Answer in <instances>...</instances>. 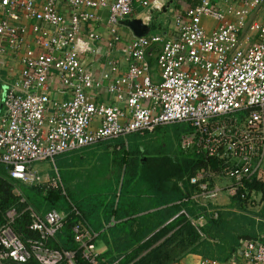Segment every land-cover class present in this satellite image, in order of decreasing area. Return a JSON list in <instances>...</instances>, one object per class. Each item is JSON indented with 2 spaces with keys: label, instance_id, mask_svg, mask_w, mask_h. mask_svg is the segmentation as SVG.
I'll list each match as a JSON object with an SVG mask.
<instances>
[{
  "label": "built area",
  "instance_id": "built-area-1",
  "mask_svg": "<svg viewBox=\"0 0 264 264\" xmlns=\"http://www.w3.org/2000/svg\"><path fill=\"white\" fill-rule=\"evenodd\" d=\"M135 1L148 5V0H0V57L11 54L22 66L17 79L1 85L0 166L21 202L25 198L17 183L64 193L55 166L57 156L174 123L191 128L183 136L184 145L191 144L192 151L217 162L216 172L208 166L189 179L197 187L191 199L200 205L216 202L222 194L237 195L244 181L261 167L264 22L249 20L248 14L264 0H243L242 6L223 9L211 0H198L174 16L172 38L161 33L133 37L127 47L125 75L107 85L114 102H97L92 89L98 84L83 65L82 54L99 35L81 36L82 28L98 9H106L108 22L115 25L132 13ZM152 46H158L157 78L146 61ZM109 65L105 78L117 69ZM42 161L53 163L52 174L34 167ZM217 176L232 183L218 186ZM27 209L28 228L40 237L24 241L12 227L18 214L8 209L0 225V264H26L31 258L39 264H78L76 252L88 264H97L98 233L75 207L72 212L77 220L71 231L76 250L48 245L68 213ZM237 252L241 264H264L262 242H245ZM201 264L222 262L203 258Z\"/></svg>",
  "mask_w": 264,
  "mask_h": 264
},
{
  "label": "trees",
  "instance_id": "trees-1",
  "mask_svg": "<svg viewBox=\"0 0 264 264\" xmlns=\"http://www.w3.org/2000/svg\"><path fill=\"white\" fill-rule=\"evenodd\" d=\"M109 141L114 144L111 149L105 147L107 155L101 159L105 168L98 169V183L97 180L72 183L62 178L64 193L58 188L17 184L25 198L21 202L20 195L14 192L13 181L0 166V225L6 221L5 212L14 208L18 215L13 230L24 241L39 239L40 235L28 228L31 218L27 207L41 214L52 209L66 212L69 216L65 224L48 240V245L76 250L71 231L77 220L73 206L98 233L95 244L100 240L106 245L98 253L97 264H173L188 253L225 262L245 242L264 244V160L257 172L244 181L238 194L230 197V206L224 209L212 202L200 205L191 199L197 187L190 184V177L208 166L217 170L215 160L181 148L170 153L164 142L156 147L123 138L100 143ZM62 163L59 162L62 168L70 165L66 161ZM83 183L88 184L89 191L84 192ZM243 193L244 198L240 196ZM256 194H260L262 205L249 210ZM99 217L103 218L102 222ZM199 217L205 223L197 228L192 219ZM109 223L112 225L108 226ZM75 254L78 264H88L79 252ZM26 264L39 263L31 258Z\"/></svg>",
  "mask_w": 264,
  "mask_h": 264
},
{
  "label": "crops",
  "instance_id": "crops-1",
  "mask_svg": "<svg viewBox=\"0 0 264 264\" xmlns=\"http://www.w3.org/2000/svg\"><path fill=\"white\" fill-rule=\"evenodd\" d=\"M211 1L215 6H220L222 9L226 8V6H242L243 4V0ZM196 3L197 0H148V5L144 7L139 3V1H135L133 4L132 13L130 15L122 17V19H120L115 25L108 22V13L106 9L96 10V17L84 24L81 32V36H85L87 32H95L99 35V39L97 41H90V50L85 51L82 54L83 65L91 72L93 79L98 84L92 89V96L94 100L109 105L114 102L113 96L107 90V85L114 77H122L123 75H125V72L127 70V47L133 37H136L137 35L161 33L166 37L172 38L175 35L174 16L184 13V10L188 5H194ZM248 15L249 20H258L259 22H264V2L259 4L257 8L251 10L250 14ZM207 26H210V28H212L213 23L209 22ZM247 27L248 25L240 35L241 37H243V35L247 33ZM157 50L158 46H152L148 48L146 54V61L150 66H152V73L154 78H157L154 64ZM110 63L112 65H115L117 69L115 72H110L108 74V77L105 78L104 74L109 71ZM21 68V62L18 57H15L11 54H6L4 57H0V96L2 82H12L17 79ZM51 91L53 92V88L51 89ZM123 105H125L124 102ZM100 149V145L97 144L77 151L67 152L60 155L57 161L63 163L67 161L71 165V156H73V160L77 162L84 161L80 157L81 155H86L87 158L90 157L86 159V161H91L92 166L89 169L88 175L85 176V181H90L92 180L91 178H93L92 172H95L94 166L97 168L99 163V161L97 162V160H95L94 156L99 154ZM64 158H67V160H65ZM70 165L67 168H71ZM98 167L104 169L105 165L101 166L100 162ZM74 173L75 172H69L68 174H65V178L63 179L68 181L71 180L73 183L75 181V175L76 177H79V173ZM214 181L218 186H221L223 188H226L232 183L230 179L221 178L219 176H217ZM17 184L16 186L19 192H21ZM87 185L88 184L86 183V186ZM211 202L212 201H210L209 203ZM212 203L225 207L226 205L228 206L230 204V197L226 194H222L216 202L213 201ZM151 210L152 209H150L149 211ZM97 219L100 222L103 221L102 217H99ZM192 220L195 222V225L198 228L202 227L205 223L204 219L200 217L198 219ZM110 225H112V223L108 224V226ZM262 236H264V233H262ZM96 246L98 251L106 249V245L100 240L96 242ZM240 255V252L235 251L231 258L228 261L222 262V264H241L242 260L240 258ZM203 258L204 257H202V255L188 253L180 257L179 260L176 261V263L201 264V259Z\"/></svg>",
  "mask_w": 264,
  "mask_h": 264
},
{
  "label": "rangeland",
  "instance_id": "rangeland-1",
  "mask_svg": "<svg viewBox=\"0 0 264 264\" xmlns=\"http://www.w3.org/2000/svg\"><path fill=\"white\" fill-rule=\"evenodd\" d=\"M186 127H188L185 123H174V124H168V125H164V126H161L159 127L158 129H156L155 131L153 132H147L146 134H131V135H128L127 137L123 138L125 141H130L131 143L136 141V142H147L150 146H158L160 143L164 142L165 144V149L170 152V153H176L179 151V148H181V150L183 151H190L192 152L193 150V147L191 144H186L184 145L185 143H183V136L187 133V132H190V130H185ZM185 130V131H184ZM110 143V144H109ZM114 144L113 141H109L108 144L106 143H99L98 145H100V150H99V154L95 155L94 158L95 160H97V162L99 161L98 163V166L101 162V166H102V157H104L105 155H107V150L105 147L108 146V148H112V145ZM97 145V144H96ZM84 161H75L73 160V156H71L70 158V161H71V168H62L60 165H59V162H57L56 160L58 158L55 159V166L59 169V173L60 176H62V178H64V175L65 174H68L69 172H75L74 174L76 173H79V177H76L75 175V181L74 183H82L86 180V177L88 175V172H89V169L91 168L92 166V162L91 161H86V159L90 158V157H86V155L84 156H80ZM65 160H67V158H64ZM86 161V162H85ZM67 162V161H66ZM97 168L94 166V170L95 172L93 173L92 172V175H93V178H91L92 180H90L89 182H96L97 180V183H98V179L99 178V175H100V170L98 171L97 169H100V167ZM34 167H36L37 169H39V171L42 173V174H52L53 173V168H54V165L52 162L50 161H42V162H35L34 164ZM211 170L213 172H216L217 170H215L213 167L211 168ZM97 175V177H96ZM225 182H228V181H225ZM82 186L84 187L83 190L84 192H87L90 190L89 187L85 186L84 183L82 184ZM66 187V186H65ZM74 189V188H73ZM92 189V188H91ZM75 193L78 192V189H75L74 190ZM71 193V192H69ZM262 200L260 198V194H256L255 196V199H254V203H252L250 205L249 210H257L260 205H262ZM261 203V204H260ZM230 205H226L224 207L225 208H228ZM235 210V209H233ZM238 213H241L240 211L236 210ZM104 250H101L99 252H102ZM4 264H8V263H4Z\"/></svg>",
  "mask_w": 264,
  "mask_h": 264
},
{
  "label": "water",
  "instance_id": "water-1",
  "mask_svg": "<svg viewBox=\"0 0 264 264\" xmlns=\"http://www.w3.org/2000/svg\"><path fill=\"white\" fill-rule=\"evenodd\" d=\"M138 37H143V36H146V35H137Z\"/></svg>",
  "mask_w": 264,
  "mask_h": 264
}]
</instances>
